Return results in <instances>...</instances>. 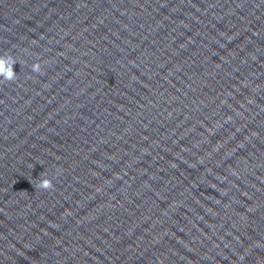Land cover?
<instances>
[{"label": "water", "instance_id": "1", "mask_svg": "<svg viewBox=\"0 0 264 264\" xmlns=\"http://www.w3.org/2000/svg\"><path fill=\"white\" fill-rule=\"evenodd\" d=\"M0 55V264H264V0H0Z\"/></svg>", "mask_w": 264, "mask_h": 264}, {"label": "clouds", "instance_id": "2", "mask_svg": "<svg viewBox=\"0 0 264 264\" xmlns=\"http://www.w3.org/2000/svg\"><path fill=\"white\" fill-rule=\"evenodd\" d=\"M17 63L16 59L11 55H0V83L4 81H13L16 79L17 73L14 71V65ZM34 72L41 71L40 63L32 65ZM36 187L40 189H50L53 187L52 181L48 178L39 180Z\"/></svg>", "mask_w": 264, "mask_h": 264}]
</instances>
